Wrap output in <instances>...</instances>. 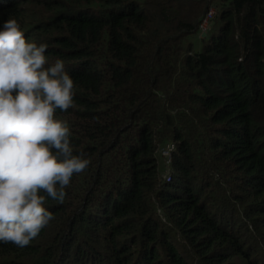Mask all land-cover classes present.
Segmentation results:
<instances>
[{
	"label": "trees",
	"instance_id": "trees-1",
	"mask_svg": "<svg viewBox=\"0 0 264 264\" xmlns=\"http://www.w3.org/2000/svg\"><path fill=\"white\" fill-rule=\"evenodd\" d=\"M7 18L64 60L54 115L90 162L0 264H264V0H0Z\"/></svg>",
	"mask_w": 264,
	"mask_h": 264
},
{
	"label": "clouds",
	"instance_id": "clouds-1",
	"mask_svg": "<svg viewBox=\"0 0 264 264\" xmlns=\"http://www.w3.org/2000/svg\"><path fill=\"white\" fill-rule=\"evenodd\" d=\"M47 47L26 40L15 18L0 22V242L19 247L52 219L46 197L63 202L90 162L74 153L68 122L55 118L73 105L74 82L62 58L48 63Z\"/></svg>",
	"mask_w": 264,
	"mask_h": 264
},
{
	"label": "built area",
	"instance_id": "built-area-1",
	"mask_svg": "<svg viewBox=\"0 0 264 264\" xmlns=\"http://www.w3.org/2000/svg\"><path fill=\"white\" fill-rule=\"evenodd\" d=\"M214 11L213 10H210L208 11V13L202 18L201 22H200V30L201 31H206L208 28H209V24L211 22V19L213 18L214 16ZM172 145V144H171ZM174 146V145H173ZM166 150V149H165ZM171 155H169L167 158V163L169 164L170 161H171V157H172V153H173V150H174V147H172L171 149ZM169 150V151H170ZM167 179V181H171L172 180V176L170 173L166 174L165 177Z\"/></svg>",
	"mask_w": 264,
	"mask_h": 264
},
{
	"label": "rangeland",
	"instance_id": "rangeland-1",
	"mask_svg": "<svg viewBox=\"0 0 264 264\" xmlns=\"http://www.w3.org/2000/svg\"><path fill=\"white\" fill-rule=\"evenodd\" d=\"M209 10L216 11V8H215L214 6H210V7H208V8L204 11L203 15H205ZM203 15H202V16H203ZM210 27H211V22H210V24H209V28H210ZM200 33H201V32H200ZM202 36H203V33H202ZM192 41H193L194 43H196V49H197V50H200V49H201V46H200V44H198L199 41L196 40V39H192ZM169 145H171V144H169ZM169 145H167L166 147L160 148V150H159V151L162 152V155L159 154L160 157H161V159L164 160L166 163H167V158H166V157H168L169 155H171V150H170V151H167V154H165V149H167Z\"/></svg>",
	"mask_w": 264,
	"mask_h": 264
},
{
	"label": "water",
	"instance_id": "water-1",
	"mask_svg": "<svg viewBox=\"0 0 264 264\" xmlns=\"http://www.w3.org/2000/svg\"><path fill=\"white\" fill-rule=\"evenodd\" d=\"M207 34L206 33H203V36H206Z\"/></svg>",
	"mask_w": 264,
	"mask_h": 264
}]
</instances>
